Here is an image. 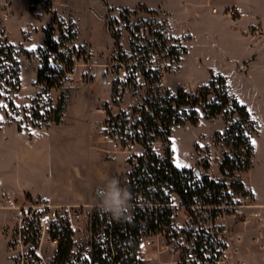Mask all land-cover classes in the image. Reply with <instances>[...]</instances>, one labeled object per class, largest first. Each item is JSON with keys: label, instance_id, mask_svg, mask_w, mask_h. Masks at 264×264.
<instances>
[{"label": "built area", "instance_id": "obj_1", "mask_svg": "<svg viewBox=\"0 0 264 264\" xmlns=\"http://www.w3.org/2000/svg\"><path fill=\"white\" fill-rule=\"evenodd\" d=\"M227 15L235 17L236 11ZM105 23L111 44L100 52L83 45L73 60L85 61L87 83L99 81L111 92L99 109L105 115L103 137L112 146L109 158L128 153L130 169L120 183L131 192L130 213L116 221L100 213L98 203L35 200L16 206L14 223L2 227L13 264H63L58 256L66 244L71 248L64 264H264V204L227 178L223 160L203 154L193 165L178 167L170 141L156 139L142 126L137 137L132 128L149 103L164 96L167 76L185 53L168 17L144 7L111 9ZM52 60L61 66L60 75H70L60 53ZM96 67L102 68L99 73ZM142 94L147 97L134 104L132 118L112 110L127 96ZM158 142L164 147L157 148ZM135 144L142 150H134ZM217 162L219 172L213 168ZM149 167L165 171L171 180H157ZM147 177H153L150 183L141 181Z\"/></svg>", "mask_w": 264, "mask_h": 264}, {"label": "rangeland", "instance_id": "obj_2", "mask_svg": "<svg viewBox=\"0 0 264 264\" xmlns=\"http://www.w3.org/2000/svg\"><path fill=\"white\" fill-rule=\"evenodd\" d=\"M54 1L55 0H30L31 6L27 4L24 7V0H0V31H3L8 40L17 46L22 45L25 48L22 43L19 44L21 38L24 37L27 41L33 42V47H35V49L31 51L33 55L30 57V60L26 61L25 53L21 54V57H24L22 60L19 58L22 70L21 91L19 93H7L0 89V93L3 95L0 98V105L6 106L0 107V123H15L22 131L28 133L27 135L29 138L36 135L39 140L38 143H42L36 146L38 153H44V149H46L49 155L52 156L54 175H57L58 178L61 177V173L56 172L58 168L65 167L66 169H70L73 171V178L76 177L78 183L81 184L79 188L82 189L86 195L83 198L69 199V201L56 199L50 201V203L55 205H93L98 203L96 189L102 186V177H115L119 181L126 179L127 171L130 169L129 164L126 162L128 153H117L114 160L109 158L108 151L112 149V146L104 139L103 132L102 134L98 133V129L101 128L102 122L105 120V115L100 112L99 109L104 100L109 97L111 93L110 90L102 86L99 81L94 83L86 82L87 67L83 65L85 61L82 59L77 58L74 60V71L68 76L65 74L64 76L60 75L61 66L55 64L52 60L56 52L66 58L73 57L76 51L83 46L78 44V35L74 41L64 39L69 35L71 24L78 34L77 24L74 17H70L66 20L58 14L54 9ZM73 13L77 18V22H79L81 32L84 33L88 31L89 23L87 19L84 18L83 13H81L80 10H76ZM109 13L110 10L102 17L104 23L105 17ZM6 15L10 22H8V18H5ZM56 15L61 27L54 23V17ZM104 23H102V21L94 23L93 33L96 38L103 39L108 36L107 26L106 23L105 25ZM50 25L54 26V40L62 44V46L59 47L56 52H45L46 55H48V67L52 72H46L44 84L38 85V83H34L35 75L32 68L37 58L42 61V53L39 52V49L42 47L46 50L44 45V30ZM94 48L100 52L105 47L99 49L94 46ZM34 58L35 61L33 60ZM206 61L211 71L227 78L230 93L235 96L241 104L248 107L254 119L259 123V131L260 125L263 126L262 132L255 135L253 139L255 140L258 152L263 154V100L256 96L251 87L243 80L237 67L232 65V59L229 60L224 56L214 55ZM96 62L101 63L103 60L98 59ZM204 62L205 61H203V63ZM42 63L43 62H41V66H43ZM101 69V67H96L94 70L99 73ZM177 70L170 75L176 73ZM193 71H195V69L191 71L192 76L195 75ZM170 75L167 76L166 85L164 86V95L169 94L172 97L177 95L179 88H170L168 85V78ZM48 78L59 79V81L55 83L54 87L49 88ZM211 78L212 75L207 85ZM202 88L203 87L196 90L185 91L189 94H197ZM67 90H69V96L64 108L65 116L62 117L61 123L51 124L50 126L47 125L51 110L57 105L61 94ZM146 97V94H142L140 98L127 96L123 103L116 106V108L114 107L112 110L115 113L122 111L126 117L132 118L134 115V104L138 102V100L145 99ZM213 97L214 96H209L208 98L211 100ZM201 105H204V102ZM91 106H94V108H91ZM197 109L200 112V121L197 125L187 122L184 125L173 128L169 146L173 158L178 161V164H184L187 167L188 164L193 165L194 160L203 154L222 159L223 161L226 153L233 157L235 152L232 150L231 146L228 145L224 135L230 124V116H228V118L226 116H220L214 120H207L201 107ZM88 110L92 112V119L94 121L87 120L84 122L82 117H86V112ZM181 111H187V116H184V118H186L191 115L192 108H183ZM231 119L234 121L241 120L238 115L231 116ZM241 127L242 129L248 128L244 123L241 124ZM220 129H223V131H219ZM94 131H96V134H99V140L94 137ZM84 136H87V139ZM190 136L192 138L197 137V140L190 142ZM45 143L49 145H45ZM22 144L24 143L22 142ZM134 146V150H142V146L138 144ZM156 147L163 148L164 145L158 142ZM92 150L100 154L101 163H96L98 166H101L99 169L96 168L90 157ZM213 168L215 172H219V162H217ZM250 177L255 181L256 186L260 188L264 195V168L262 167V163L257 162V164H255V169L251 167L248 171H236L235 177L230 178V180L240 179L244 185L249 188L248 182ZM70 190L72 191L73 189ZM19 205H21V203L17 206ZM13 208L11 209L13 213L12 216L0 227V235L6 242L7 251L10 254L12 264V251L10 249L9 239L6 234L2 233V227L11 226L14 223L15 210Z\"/></svg>", "mask_w": 264, "mask_h": 264}, {"label": "crops", "instance_id": "obj_3", "mask_svg": "<svg viewBox=\"0 0 264 264\" xmlns=\"http://www.w3.org/2000/svg\"><path fill=\"white\" fill-rule=\"evenodd\" d=\"M24 1V7L27 4L31 6L30 0ZM138 7L160 10L165 13L172 33L184 42L185 53L180 67L168 78L170 88H183L190 91L207 85L214 72L210 70L206 60L214 55H220L233 60L232 65L237 67L240 76L256 96L264 102V0L54 1V9L58 14L66 20L70 17L75 18L78 28V44L92 45L99 49L110 45L111 40L108 36L103 39L96 38L93 33L94 23L97 21L104 23L102 17L111 9H136ZM214 8L217 9L216 12H214ZM76 10H80L89 23L88 31L84 33L81 32L79 22L73 13ZM233 10L236 11L235 17L227 15ZM8 22H10L9 18ZM21 43L29 51L35 49L33 42L27 41L24 37L21 38L19 44ZM23 58L20 56L21 60ZM25 58L26 61L30 60L27 56ZM33 60L35 61V58ZM203 61L205 62L203 63ZM40 68L41 61L37 58L32 68L35 75L34 83H37ZM192 69H195L194 76L191 73ZM92 117V112L88 110L86 117L82 118L84 122L94 121ZM223 129L219 131L222 132ZM98 130V133L102 134V126ZM262 130L263 126L260 125L258 133ZM94 133V137L99 140V134H96V131ZM27 134L15 123H0V227L12 216L11 209L19 203L56 199L69 201V199L86 196L84 191L79 188L81 184L78 183L76 177L73 178V171L70 169L58 168L56 172H60L61 177L58 178L57 175H54L52 156L46 149H44V153H38L36 146L42 143H38L36 135L29 138ZM85 138L87 139V136ZM195 140L197 137L190 136V142ZM253 141L252 169H255L257 162L262 163L264 168V153L258 152L255 140ZM45 145L49 144L45 143ZM90 157L93 164L99 169L101 166L96 164L97 162L101 163L99 152L92 150ZM248 186L257 201L264 204V195L251 177ZM0 264H12L6 242L1 235Z\"/></svg>", "mask_w": 264, "mask_h": 264}, {"label": "trees", "instance_id": "obj_4", "mask_svg": "<svg viewBox=\"0 0 264 264\" xmlns=\"http://www.w3.org/2000/svg\"><path fill=\"white\" fill-rule=\"evenodd\" d=\"M54 23L61 27L57 15L54 17ZM53 30L54 26L52 25L44 30V45L46 50L42 47L39 49V52L42 53L41 62H43V66H41L38 72V85L44 84L46 72H52L48 67V55H46L45 52H56L58 48L62 46V44L54 40ZM77 35L76 30L71 24L69 35L64 39L74 41ZM23 53H25L28 58L33 55L31 51L27 50L22 45L17 46L10 42L5 33L0 31V89H2V91L7 93H19L21 91L22 70L19 58ZM61 57L63 61L66 62V73H73L75 65L72 59L73 57L66 58L63 55H61ZM62 75L64 76V73ZM47 80L49 88L54 87L55 83L59 81V79L51 78ZM68 91L69 90L61 94L57 105L51 110L47 125L50 126L51 124L61 123L66 100L69 96ZM2 96L3 95L0 93V98ZM209 96L214 97L210 100L208 98ZM203 102L204 105H201ZM187 107L192 108L191 115L184 118V116H187V111L181 110ZM198 107H201L207 120H214L220 116H226L227 118L230 116V124L224 135L228 145L231 146L235 153L233 157L227 153L225 154L222 170L227 178H234L236 171H248L251 169L254 157L253 138L259 132V124L253 118L249 109L230 93L229 83L227 78L223 75L213 73L209 84L203 86L202 90L197 94H189L183 88L178 89L176 96L171 97L169 94L164 96L159 94V97L156 98L154 102L149 103L147 110L143 114V120L133 125L132 128L136 130L137 137H139L137 129L139 126H142L145 132H154L156 139L169 142L174 127L184 125L187 122L193 125L199 123L200 112L197 109ZM234 115H238L241 120H232L231 116ZM242 123L246 124L248 128L242 129ZM144 144L146 147H149L147 141H145ZM149 170L157 180H171V177L166 175L163 170L159 171L156 167H149ZM153 177L141 178V181L147 180L149 182L146 183H150ZM172 178L177 179L176 173L173 174ZM234 181L237 187L245 188L244 183L240 179ZM70 248V244L62 246L58 256L61 263L64 264L67 261L69 262Z\"/></svg>", "mask_w": 264, "mask_h": 264}, {"label": "clouds", "instance_id": "obj_5", "mask_svg": "<svg viewBox=\"0 0 264 264\" xmlns=\"http://www.w3.org/2000/svg\"><path fill=\"white\" fill-rule=\"evenodd\" d=\"M98 211L120 221L130 213L131 192L122 187L115 177H102V186L96 189Z\"/></svg>", "mask_w": 264, "mask_h": 264}, {"label": "snow or ice", "instance_id": "obj_6", "mask_svg": "<svg viewBox=\"0 0 264 264\" xmlns=\"http://www.w3.org/2000/svg\"><path fill=\"white\" fill-rule=\"evenodd\" d=\"M0 107H6L5 105H0ZM254 143V141H253ZM178 167H180L181 165L177 164Z\"/></svg>", "mask_w": 264, "mask_h": 264}]
</instances>
